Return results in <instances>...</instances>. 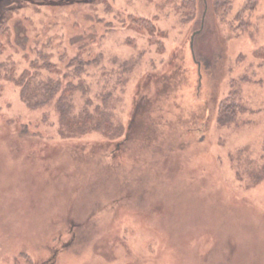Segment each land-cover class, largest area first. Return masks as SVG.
I'll return each instance as SVG.
<instances>
[{
	"label": "rangeland",
	"instance_id": "obj_1",
	"mask_svg": "<svg viewBox=\"0 0 264 264\" xmlns=\"http://www.w3.org/2000/svg\"><path fill=\"white\" fill-rule=\"evenodd\" d=\"M33 1L0 39V264H264V0Z\"/></svg>",
	"mask_w": 264,
	"mask_h": 264
},
{
	"label": "trees",
	"instance_id": "obj_2",
	"mask_svg": "<svg viewBox=\"0 0 264 264\" xmlns=\"http://www.w3.org/2000/svg\"><path fill=\"white\" fill-rule=\"evenodd\" d=\"M84 0H69V3L76 6H80L81 2ZM204 2V0H203ZM43 4V3H42ZM201 0H182L180 4V8L182 7L186 13H193L197 12L200 8ZM232 4V0H213L214 7L218 8V6H229ZM41 7L42 5L36 1L33 0H0V39L3 38L4 34H9L13 31V19L16 17V15H22V13H25V10L29 7ZM192 11V12H191ZM144 20H148L146 18H142ZM22 74L21 78H19L18 84L22 86L21 94L25 101L28 102L31 106H40L45 104V102H48L51 100V98L54 96L55 91L57 90L58 86L57 83L55 85L49 84L48 81H39L37 82L34 80V76H28ZM31 82H34L38 85L36 88H41V96L43 99L37 100V102H32V99L34 98H41L39 97V94L37 95V92L31 91ZM44 82V83H43ZM33 84V83H32ZM37 90V89H36ZM90 121L89 119H84L82 121V128L85 129L89 127ZM99 124V122H98ZM94 128H100V125L94 126ZM118 134L115 133L114 136H117ZM112 137V135H111Z\"/></svg>",
	"mask_w": 264,
	"mask_h": 264
}]
</instances>
